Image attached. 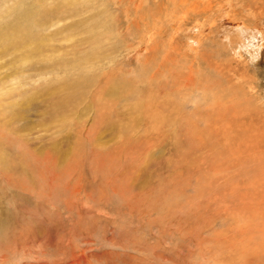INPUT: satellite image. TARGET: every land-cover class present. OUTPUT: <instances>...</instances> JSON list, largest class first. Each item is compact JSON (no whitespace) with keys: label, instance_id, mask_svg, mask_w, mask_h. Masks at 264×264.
Returning <instances> with one entry per match:
<instances>
[{"label":"rangeland","instance_id":"obj_1","mask_svg":"<svg viewBox=\"0 0 264 264\" xmlns=\"http://www.w3.org/2000/svg\"><path fill=\"white\" fill-rule=\"evenodd\" d=\"M259 1L0 0V264H264Z\"/></svg>","mask_w":264,"mask_h":264},{"label":"bare ground","instance_id":"obj_2","mask_svg":"<svg viewBox=\"0 0 264 264\" xmlns=\"http://www.w3.org/2000/svg\"><path fill=\"white\" fill-rule=\"evenodd\" d=\"M259 1V0H258ZM264 1V0H263ZM260 2V1H259ZM253 3H254V0H253ZM245 5H248L247 3L245 4ZM257 5H259V4H257ZM261 5V4H260ZM193 7V6H192ZM252 7V6H251ZM251 7H249V8H251ZM209 10H210V8L209 7H207ZM249 8H247V9H249ZM259 9H261L262 10V12H263V14H264V2H263V4H262V6H260V7H258ZM194 10H193V12H194V14H195V11H196V8H193ZM252 13V12H251ZM254 13V12H253ZM250 14V13H249ZM251 15V14H250ZM257 15V14H256ZM252 16H253V14H252ZM258 17H259V15H258ZM256 18V17H255ZM255 23H257V22H255ZM238 26V25H237ZM255 27V26H254ZM261 36V35H260ZM263 37H264V35H263ZM262 37V38H263ZM260 38V37H259ZM211 50V49H210ZM211 56V55H210ZM209 62H210V60H209ZM208 64V63H207ZM225 65H226V63H225ZM209 66V65H208ZM205 68H206V66H204ZM224 67H226V66H224ZM191 68V67H190ZM195 68V67H194ZM217 68V67H216ZM186 69V68H185ZM185 69H183V70H185ZM224 69V68H223ZM182 70V69H181ZM197 70V69H196ZM212 70H214V69H212ZM211 70V71H212ZM229 70V72H230V69H228ZM185 71H187V70H185ZM188 71H190V69L188 70ZM187 71V72H188ZM192 72V71H191ZM197 73V72H196ZM204 73H206V72H204ZM213 73V72H212ZM224 73H226V72H224ZM185 74V73H184ZM226 74H228V73H226ZM237 75V74H236ZM206 76H207V74H206ZM224 76V75H223ZM242 76V75H241ZM181 77H182V75H181ZM219 77V76H218ZM221 77V76H220ZM231 77V76H230ZM243 77V76H242ZM209 78H210V76H209ZM212 78V77H211ZM211 78H210V80H211ZM214 78V77H213ZM212 78V79H213ZM241 78V77H240ZM244 78V77H243ZM183 79V78H182ZM181 79V80H182ZM187 79H189L190 81H192V82H196L197 80L199 81V79L200 78H198V76H196L195 74H191V73H188L187 74ZM208 79V78H207ZM217 79V78H216ZM220 79V78H219ZM223 79V78H222ZM221 79V80H222ZM227 79V78H226ZM231 79V78H230ZM244 80V79H243ZM208 81H209V79H208ZM216 81V80H215ZM214 81V82H215ZM227 81H229V80H227ZM183 82V81H182ZM210 82H213L212 80L210 81ZM184 83H185V78H184ZM189 83V82H188ZM216 83H217V81H216ZM230 83V82H229ZM182 84V83H181ZM180 84V85H181ZM186 84V83H185ZM220 84H222V83H220ZM219 84V85H220ZM183 85V84H182ZM212 85H213V83H212ZM217 85V84H216ZM233 85H235V84H233ZM237 85V84H236ZM227 85H225V87H226ZM184 86H182V88H183ZM228 87V86H227ZM222 88H224V87H222ZM229 88V87H228ZM186 89V88H185ZM189 89H191V87L190 88H188V90ZM193 90V89H192ZM196 90V89H195ZM194 90V91H195ZM220 91V90H219ZM226 91V90H225ZM196 92V91H195ZM198 92V91H197ZM230 92H231V89H230ZM230 92H228V93H230ZM235 95V94H234ZM230 97H232V96H230ZM233 98H235V97H233ZM232 98V99H233ZM237 98V97H236ZM235 101V100H234ZM238 101V100H237ZM232 103H233V100H231V105H232ZM238 103V102H237ZM241 103V102H240ZM230 105V104H229ZM246 106V105H245ZM243 107V106H242ZM241 107V108H242ZM248 107V106H247ZM207 108V107H206ZM246 108V107H245ZM248 109V108H247ZM251 110V109H250ZM238 111V110H237ZM241 111H242V109H241ZM248 111V110H247ZM241 113V112H240ZM210 114V113H209ZM231 115H234V114H231ZM255 117V116H254ZM242 119V118H241ZM255 119H257V118H255ZM244 120H245V118H244ZM226 121L227 122H225V118H224V116L223 117H221V123L224 125V127H223V129H221L220 131H221V134L222 133H225L226 134V137L230 134V133H233V132H231L230 130H228V128H229V126H230V123L228 122V121H230L231 122V120L230 119H226ZM237 122V121H236ZM245 122V121H244ZM250 123V122H249ZM251 124V123H250ZM217 125V124H216ZM240 125H242V124H240ZM253 125V124H252ZM235 126H236V124H235ZM244 126L245 125H243V128H244ZM250 126V125H249ZM248 127V126H247ZM238 128H240V127H237V129ZM246 128V127H245ZM250 129V128H249ZM218 130V129H217ZM240 130V129H239ZM228 131H230V133L228 134ZM195 132V131H194ZM212 132V131H211ZM260 132V131H259ZM258 132V134H260L261 135V137H263V135H264V130H263V132H261V133H263V134H261V133H259ZM4 135V133L3 132H1L0 131V135H2V134ZM206 133V132H205ZM238 133V132H237ZM240 133V132H239ZM244 133H246V132H244ZM212 134H216V132L215 133H212ZM218 134H216V136H217ZM5 136V135H4ZM197 136V135H196ZM210 136V135H209ZM221 136V135H220ZM234 136V135H233ZM239 136V135H238ZM248 136V135H247ZM247 136H245V139H248V137ZM253 136H256V133L254 132V134H253ZM222 137V136H221ZM220 137V138H221ZM229 137V136H228ZM232 137V136H231ZM235 137H237V136H235ZM219 138V137H218ZM250 138V137H249ZM260 138V137H259ZM244 139V140H245ZM252 140H256V143H254L255 144V147H252V149H251V151H252V154H250L246 149H244V152H246L248 155H251L252 157H258V154H259V146H258V142H260L259 140H257V139H255V138H251ZM248 140V141H252V140ZM239 140H241V139H239ZM200 141H202V140H200ZM214 141V140H213ZM227 141V140H226ZM237 141V140H236ZM216 142V141H215ZM218 143H220V142H218ZM1 144H3V142H0V145ZM21 144H28V142L27 141H23V142H21V143H19V155H20V151H21V154H24L25 152H24V149H23V146L21 145ZM241 144H243L242 142H241ZM229 145V144H228ZM264 145V144H263ZM52 146V145H51ZM227 146V145H226ZM245 146V145H244ZM249 146V145H248ZM33 147H35L34 145H33ZM263 147V146H262ZM53 149V148H52ZM214 149V148H213ZM233 149L235 150V148L233 147ZM262 149V148H261ZM260 149V150H261ZM229 150V149H228ZM224 151H226V150H224ZM237 152V151H236ZM229 157H231V156H229ZM246 157V156H245ZM235 158V157H234ZM259 158V157H258ZM264 159V158H263ZM226 161V160H225ZM243 161V160H242ZM18 162H20V163H22L21 161H18ZM232 165V164H231ZM16 169H22V167H20V165H19V163H15L14 165H13ZM230 166V165H229ZM12 168V167H11ZM24 168V167H23ZM225 168V167H224ZM200 169V168H199ZM236 169H237V167H236ZM241 169V168H240ZM235 170V169H234ZM233 170V172H235ZM262 170V169H261ZM201 171H203V170H201ZM0 172L6 177L8 174H12V172H11V170H7V169H1L0 170ZM237 172V171H236ZM264 174V173H263ZM259 177H262V176H259ZM235 178V177H234ZM237 178V177H236ZM254 179V178H253ZM255 183V182H254ZM259 183V182H258ZM262 183H263V181H262ZM236 184V183H235ZM234 184V185H235ZM236 187V186H235ZM244 189V188H243ZM244 191H245V189H244ZM260 199H262V198H260ZM261 204H263V206L262 207H259L258 209H257V211L256 212H259V213H261L262 214V218H264V201L261 203ZM259 206V205H258ZM257 207V206H256ZM253 210V209H252ZM233 216H234V214H233ZM251 216V215H250ZM253 216H255V215H253ZM252 216V217H253ZM257 216V215H256ZM261 218V219H262ZM234 219V218H233ZM254 219H255V217H254ZM257 221V220H256ZM249 224H251L250 222H249ZM238 227V226H237ZM236 227V228H237ZM246 227H248V226H246ZM217 236V235H216ZM247 238V237H246ZM216 241V240H215ZM245 241V240H244ZM221 243V242H220ZM232 243V242H231ZM230 243V244H231ZM248 244V243H247ZM258 245H260V244H258ZM261 246V245H260ZM235 248V247H234ZM258 249V248H257ZM239 250V249H238ZM247 249H245V251H246ZM244 251V252H245ZM264 251V250H263ZM232 253V252H231ZM245 254H247V253H245ZM258 254H259V252H258ZM255 255V254H254ZM264 254H262V256H263ZM259 256V255H258ZM241 257H243V256H241ZM246 257V256H245ZM244 260V259H243Z\"/></svg>","mask_w":264,"mask_h":264}]
</instances>
